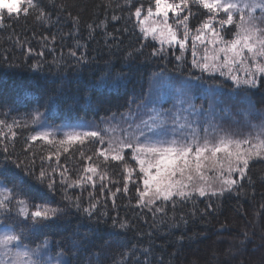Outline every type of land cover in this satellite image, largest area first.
Returning a JSON list of instances; mask_svg holds the SVG:
<instances>
[{
	"label": "trees",
	"instance_id": "trees-1",
	"mask_svg": "<svg viewBox=\"0 0 264 264\" xmlns=\"http://www.w3.org/2000/svg\"><path fill=\"white\" fill-rule=\"evenodd\" d=\"M42 3L50 17L37 20V13L29 10L27 15L21 13L11 19L5 15L0 25V121H4L0 124V161L6 146L10 158L21 164V168H15L11 163H0V173H3L0 182L12 187V173L24 175L22 169L26 166L38 171L43 165L54 175L55 190L50 192L41 186V191L29 194V201H49L65 207V215L46 230L48 238L63 248L65 259L71 264H90L99 259L94 253L103 252V264H113L121 258V253L130 264H137V261L139 264H193L194 261L195 264H241V261L243 264H264V237L261 235L264 233V209L261 208L264 204V161L250 164L248 176L253 183L249 185L245 180L238 196L225 194L221 200L199 196L187 201L177 198L175 206L168 202L163 213L155 214L137 206L132 182L128 184L127 194L121 191L113 198L112 193L117 187L123 188L124 180L118 162L109 161L107 171L111 181L105 180L103 189L99 182L95 189L88 185L83 189L67 188L69 196L80 197L82 207L87 206L89 192H92L99 201L97 211L108 213L104 222L97 225L68 206L70 202L64 200L61 191L60 172L66 170V176L75 178L80 169L90 163L81 152L86 157L100 146L88 140L82 145L74 143L68 146L67 152H61L57 161L55 155L51 160L47 158L53 152L51 145L31 140L38 131V123L33 120L37 112L49 118L53 115L59 123L67 119L109 121L113 114L136 112V105L149 99L150 87L153 95L148 106L155 100L172 99L175 90L170 87L169 78L178 82L189 76H200V82L220 86L232 96L238 95L236 109L222 106V113L235 112L242 116L247 103L242 102L236 85L219 72L210 75L192 64L193 59L202 61L205 51L209 57L213 55L211 35L207 32L203 41L195 42L197 54L192 55L191 37L208 19L207 10L196 0H188L187 9L180 5L177 10L179 16L170 11L168 22L173 27H177L178 19L188 16L189 41L185 48L178 44L163 45L162 51L154 55V51L161 50V44L145 36L129 12L142 5L141 18H144L148 7L154 9L155 0H132L131 6L125 0H111V6L108 0H54V3L42 0ZM171 3H179V0H171ZM113 15L120 19L112 20ZM77 16L79 23L75 24L73 17ZM223 16L221 13L219 18ZM102 21H106V28L96 27ZM88 24L94 27L91 35ZM214 26L225 40L230 39L235 30V24L220 29L218 21H214ZM182 33L180 26L178 34L182 36ZM72 51L76 56L70 55ZM81 56L87 58L86 65L78 62ZM105 73L111 74L107 83H115L118 87H98ZM257 79L264 81L259 74ZM158 84L161 86L156 90ZM251 91L256 109L264 108V87ZM125 155L127 158V152ZM209 203L212 209L208 208ZM114 219L116 227H113ZM120 221H127L128 227L120 229ZM222 224H227L230 231H221ZM242 230L249 233L252 241L247 243V251L237 252L235 256L225 255L230 239L236 240L234 247L239 249ZM180 236L185 238L183 245L176 243ZM73 241L77 242L76 248L72 247ZM145 250H149L146 255ZM57 251L58 248L52 249L53 254Z\"/></svg>",
	"mask_w": 264,
	"mask_h": 264
},
{
	"label": "snow or ice",
	"instance_id": "snow-or-ice-1",
	"mask_svg": "<svg viewBox=\"0 0 264 264\" xmlns=\"http://www.w3.org/2000/svg\"><path fill=\"white\" fill-rule=\"evenodd\" d=\"M48 2L54 3V0ZM125 2L129 6L132 5V0ZM196 3L206 9L210 15L191 37L192 55L196 56L195 42L203 41L205 32L211 35L213 55L209 57L205 51L203 60L193 59L192 64L202 72H208L210 75L219 72L221 76L234 82L236 88L240 90L242 102L248 105L244 117L247 131L230 132L215 125L201 128L198 119H189V116L198 118L201 115V110L196 109L190 102L186 109L177 112L149 108L148 104L152 102L150 98L153 95V89L150 87L149 99L136 105L138 110H145L147 119H142L134 128L129 125V129L132 130L126 131L120 138L108 136L106 140V134L115 132V128L72 130L64 132L62 139H56L54 133L47 130L31 136L33 141L44 140L52 146L53 152L47 157L49 160L55 155L58 161L61 152H67L68 146L74 143L82 145L88 140L100 146L86 157L81 152V156L90 163L83 166L75 178L66 176V170L60 172L61 191L64 200L70 202L68 206L74 208L77 213H82L89 220H94L97 225L104 222L108 213L97 211L99 201L92 192H89L90 199L87 206L82 207L80 197L69 196L67 188L83 189L88 185L95 189L99 182L103 189L104 181H111L107 171L109 161L118 162L117 166L121 167L124 180L123 188L117 187L112 193L113 198L121 191L127 194L128 184L132 182L137 195V206L146 208L153 214L163 213L168 202H173L175 206L177 198L180 201H187L199 196L210 199L216 197L217 200H221L225 194L238 196L244 188L245 180L249 185L253 183L248 176L250 164L256 160L264 161V108L256 109L251 100V90L264 87V81L257 79V74L264 77V0H196ZM180 5L187 9L188 0H179V3L155 0L154 9L148 7L143 19H141L142 5L135 7L134 12H129L130 17L140 22V31L145 36L151 34L153 39L159 40L161 50L154 51V55L162 51L165 43L178 44L180 48L186 47L190 38L188 16L178 19L177 27H173L168 22L170 11L177 12L179 16L177 10ZM108 6H111V0H108ZM60 7L63 8V5ZM29 10L37 13L35 17L37 20L50 17V13L45 11L42 0H0V25L3 24L5 15L11 19L12 16L21 13L27 15ZM221 13L224 14L223 18H219ZM111 19L118 20L120 17L113 15ZM214 21H218L220 29L225 25L235 24L230 39H224L214 26ZM73 22L78 24L79 17H73ZM106 26V21L96 25L105 28ZM180 26L183 27L182 36L178 34ZM87 27L91 35L94 27L92 24H88ZM217 44L220 45L219 48L215 47ZM217 53L223 54L222 60ZM70 55L76 56V52L72 51ZM78 62L86 65L88 60L85 56H81ZM241 69L244 72L243 77L239 75ZM110 75L105 73L98 87H118L115 83L111 85L107 83ZM119 78L118 75L117 79ZM200 80V76H189L178 82L169 78V85L179 96L186 97L193 89L201 86L198 83ZM208 92L210 95L217 94L211 86ZM180 103H185V100L181 99ZM211 108L210 104L209 112ZM181 112H188L189 115H181ZM41 116L42 114L37 112L33 117L34 122L39 121ZM111 119H115V114ZM3 123L4 121H0V124ZM4 153L0 163H11L15 168H21L17 160L10 158L6 146ZM94 157L99 163L93 159ZM22 171L24 175L12 173L14 179L12 187H0V264H71L70 260L65 259L64 250L59 243L50 240L46 235V230L56 225L65 215V207L49 201L41 203L29 201V194L41 191V186L50 192L55 190L54 175H50L43 165L38 171L30 166L24 167ZM52 172L54 173L55 169H52ZM208 208L212 209L211 203ZM261 208L264 209V204ZM183 222L187 223L186 220ZM116 225L117 221L114 219L113 227ZM118 226L120 229H126L128 222L120 221ZM221 231H230V229L227 224H222ZM261 235L264 237V233ZM240 236L242 238L238 239L239 249L234 247L236 240L230 239L225 255L235 256L237 252L247 251V243L252 242L249 233L242 230ZM184 240L185 238L180 236L176 243L183 245ZM72 247H77L76 241H73ZM53 248H58L59 251L53 254ZM148 251L145 250V255ZM93 255L99 259L90 261V264H103V252ZM213 255L215 257L216 254ZM120 256L121 258L114 260L113 264H130V261H125L124 253Z\"/></svg>",
	"mask_w": 264,
	"mask_h": 264
},
{
	"label": "rangeland",
	"instance_id": "rangeland-1",
	"mask_svg": "<svg viewBox=\"0 0 264 264\" xmlns=\"http://www.w3.org/2000/svg\"><path fill=\"white\" fill-rule=\"evenodd\" d=\"M171 3V0H169ZM143 19V18H141ZM159 19V18H154ZM139 27H140V22ZM144 34V33H143ZM145 35V34H144ZM148 38L153 39L152 35H147ZM157 43L160 44L159 40L153 39ZM164 45H168L165 43ZM177 45V44H172ZM210 47L213 48V44H210ZM215 47H220L217 44ZM221 60L223 59V54H220ZM219 63V61H217ZM239 75L243 77V72L239 71ZM231 81V80H228ZM233 82V81H232ZM201 86L193 89L191 93L184 97L179 96L175 91V96L172 99L163 98L162 100H155V102L148 106L149 108L155 107L159 110L168 111L171 110L172 112L180 111L181 109H186L188 107V103H192L196 109L201 110V115L197 118L195 116H189L190 120H199V126L201 128L209 127L210 125L218 126V128L223 129L225 131L230 132H241L247 131L245 127V112L248 110V105L242 112V116L238 113L232 112L231 114L222 113V106H227L236 109L235 107L238 106L237 97L238 95L232 96L228 92L222 90L220 86H213L212 84H205L202 82H198ZM234 83V82H233ZM161 85L156 86V90L159 89ZM209 86L213 90H216L217 94L210 95L208 92ZM185 100V103L181 104L180 100ZM212 105L211 111L209 112V105ZM181 115H189L188 112H181ZM142 119H147V114L144 109H139L132 114H123V115H116L115 119H110L109 121H103L101 123L98 122H89L84 120H65L62 123L57 122L53 115L49 117L42 115L41 119L37 121L38 123V131H51L54 133L55 138L62 137L63 133L76 130V131H88V130H95L97 128L104 130L108 128H115V132L107 133L106 140L108 136H114L116 138H120L122 135L125 134L126 131H130L129 125H132L133 128L136 124H139ZM255 122V121H254ZM42 126V127H41ZM211 131V128H209ZM33 141V140H32ZM37 141V140H36ZM44 141V140H41ZM47 142V141H45ZM5 186L3 183H0V187ZM203 198V197H202Z\"/></svg>",
	"mask_w": 264,
	"mask_h": 264
}]
</instances>
